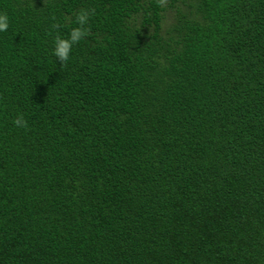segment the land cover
Listing matches in <instances>:
<instances>
[{"label": "trees", "instance_id": "trees-1", "mask_svg": "<svg viewBox=\"0 0 264 264\" xmlns=\"http://www.w3.org/2000/svg\"><path fill=\"white\" fill-rule=\"evenodd\" d=\"M0 12V264H264V0Z\"/></svg>", "mask_w": 264, "mask_h": 264}, {"label": "clouds", "instance_id": "clouds-1", "mask_svg": "<svg viewBox=\"0 0 264 264\" xmlns=\"http://www.w3.org/2000/svg\"><path fill=\"white\" fill-rule=\"evenodd\" d=\"M90 13L86 9H81L76 16V27L70 31L68 38L57 36L53 41L52 54L60 61H67L72 49V45L81 40L87 34V21ZM9 27V17L7 13L0 12V31H5ZM17 126H25L26 121L23 116H17L13 121Z\"/></svg>", "mask_w": 264, "mask_h": 264}, {"label": "bare ground", "instance_id": "bare-ground-1", "mask_svg": "<svg viewBox=\"0 0 264 264\" xmlns=\"http://www.w3.org/2000/svg\"><path fill=\"white\" fill-rule=\"evenodd\" d=\"M106 30V29H105ZM106 33V32H105ZM111 35V34H110ZM99 36V35H98ZM93 37V36H92ZM102 45V44H101ZM99 48V47H98Z\"/></svg>", "mask_w": 264, "mask_h": 264}]
</instances>
